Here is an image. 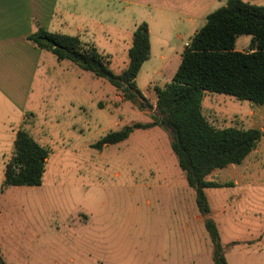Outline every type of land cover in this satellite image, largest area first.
I'll list each match as a JSON object with an SVG mask.
<instances>
[{
    "label": "rangeland",
    "instance_id": "rangeland-1",
    "mask_svg": "<svg viewBox=\"0 0 264 264\" xmlns=\"http://www.w3.org/2000/svg\"><path fill=\"white\" fill-rule=\"evenodd\" d=\"M225 1L105 0L108 9L99 4L83 10L94 15L95 23L102 22L94 39L110 55L115 73L129 61V27L151 21L152 54L136 83L154 105L155 87L171 80L189 41L187 20L200 10L209 14ZM89 20L93 22L84 16ZM250 40L239 35L236 48L248 50ZM46 55L53 61L42 60L25 115L26 128L49 149L39 186L1 190L12 141L3 124L9 105L0 100V247L5 262L214 264L205 220L196 217V192L178 164L167 130L135 129L124 141L92 147L110 131L152 121L154 107L140 109L143 99L132 102L106 79L69 60L60 62L48 50ZM202 104L217 127L263 131L242 164L211 176L229 184L204 191L228 264H264V105L218 93H206Z\"/></svg>",
    "mask_w": 264,
    "mask_h": 264
},
{
    "label": "trees",
    "instance_id": "trees-1",
    "mask_svg": "<svg viewBox=\"0 0 264 264\" xmlns=\"http://www.w3.org/2000/svg\"><path fill=\"white\" fill-rule=\"evenodd\" d=\"M239 35L251 37L248 50L236 48ZM27 39L52 52L59 60H69L106 79L122 91L126 99L132 102L143 99L138 105L140 109L154 107L152 121L135 122L110 131L92 147L101 149L124 141L135 129L160 126L167 130L178 164L188 185L196 192V203L214 246L213 263L228 264L204 190L228 185L211 176L228 166L242 164L256 149L263 131L258 127H217L204 114L202 102L206 93H218L264 105V4L226 0L224 6L210 12L185 46L171 80L163 87H155L157 100L154 105L136 83L140 69L151 53L147 22H141L135 28L128 51L129 61L121 73L111 69L109 54L82 42L78 36L39 27ZM25 125L26 121H23L16 132L2 191L8 186L42 184L49 149L37 141ZM0 264H7L1 247Z\"/></svg>",
    "mask_w": 264,
    "mask_h": 264
},
{
    "label": "crops",
    "instance_id": "crops-1",
    "mask_svg": "<svg viewBox=\"0 0 264 264\" xmlns=\"http://www.w3.org/2000/svg\"><path fill=\"white\" fill-rule=\"evenodd\" d=\"M244 1L264 4V0ZM99 4H103L102 9L109 8L105 0H0V100L9 105L7 122H1L9 131L10 140L12 141L11 152H13L16 132L25 121L29 95L33 92L41 62L44 58L49 62L53 61L50 55H46L45 49L37 47L27 37L39 27H43L51 32L78 36L82 42L95 45L98 48L94 36L97 29L101 27L102 22L95 23L94 21L97 20L93 17L94 15L91 16L88 14L89 12L86 14L83 9L86 7L88 11H92V7ZM201 5L197 4L199 7ZM108 14L106 17H108ZM205 15L207 16L208 13L205 14L200 10L198 14L187 20L186 25L191 32L189 41L196 30L199 29L201 19ZM84 16L91 18L93 22H90V20L89 22L84 21ZM141 22H136L133 27L131 25L129 27L130 31L133 33ZM145 22L149 25L151 56L153 27L151 21ZM181 23H184V21L181 20ZM180 37L178 36V38ZM102 52L105 53V51ZM162 58L166 60L165 55ZM60 62H63V60H60ZM140 73L136 80H138ZM150 82H147V88ZM140 89L144 94V89ZM35 139L46 146L36 137ZM237 184L239 183L237 182ZM196 217L204 218L201 212Z\"/></svg>",
    "mask_w": 264,
    "mask_h": 264
},
{
    "label": "built area",
    "instance_id": "built-area-1",
    "mask_svg": "<svg viewBox=\"0 0 264 264\" xmlns=\"http://www.w3.org/2000/svg\"><path fill=\"white\" fill-rule=\"evenodd\" d=\"M188 44V42L186 43V45Z\"/></svg>",
    "mask_w": 264,
    "mask_h": 264
}]
</instances>
